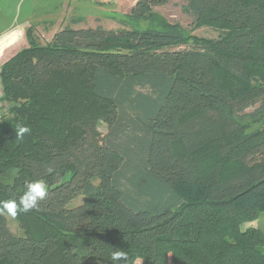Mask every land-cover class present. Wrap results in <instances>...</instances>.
<instances>
[{
  "label": "trees",
  "instance_id": "obj_1",
  "mask_svg": "<svg viewBox=\"0 0 264 264\" xmlns=\"http://www.w3.org/2000/svg\"><path fill=\"white\" fill-rule=\"evenodd\" d=\"M113 20L46 43L31 27L0 69V201L48 186L21 235L0 214V264H264V231L242 228L264 212V0Z\"/></svg>",
  "mask_w": 264,
  "mask_h": 264
},
{
  "label": "crops",
  "instance_id": "obj_2",
  "mask_svg": "<svg viewBox=\"0 0 264 264\" xmlns=\"http://www.w3.org/2000/svg\"><path fill=\"white\" fill-rule=\"evenodd\" d=\"M138 0H0V69L2 65L25 48L27 30L34 28L38 37L47 36L50 42L65 26L81 19L74 28H84L93 14L98 24L101 11L129 12ZM89 14V13H88ZM94 14H96L94 16ZM2 87L0 83V98Z\"/></svg>",
  "mask_w": 264,
  "mask_h": 264
},
{
  "label": "rangeland",
  "instance_id": "obj_3",
  "mask_svg": "<svg viewBox=\"0 0 264 264\" xmlns=\"http://www.w3.org/2000/svg\"><path fill=\"white\" fill-rule=\"evenodd\" d=\"M184 5L183 1H172L169 5L162 7L159 9V11L165 16L167 17L171 22L173 23H180L182 24L185 28H190L193 22V19L186 14L183 10H182V6ZM87 11V10H86ZM85 11V19L91 18L92 20L88 21V23L85 24V28L87 27H97L99 25L103 26L105 29L108 30H112V29H116L118 27V24L113 20V17L116 16L118 18H120L122 15L128 13V12H104L101 11L97 14V16L100 17L101 21L98 24L97 22H95V19H93V14L91 13V11L86 12ZM89 13V14H88ZM96 14H94L95 16ZM195 35L197 36H202V37H207V38H215L217 37L218 33L214 30H212L211 28H202L199 29L197 31L194 32ZM41 42L46 43V40L49 39L47 36H42L39 37ZM25 44L28 43L25 41ZM26 46V47H27ZM24 48H21V50ZM2 104L0 103V115L3 112V110L1 109ZM100 131L103 135L106 134L107 132V126L104 123H101L100 125ZM82 198L79 197L78 199L74 200L70 207H74L77 204H79L81 202ZM9 220V226L11 228V230L13 231L14 234L16 235H21L22 234V230L20 228V225L18 223V221L12 217H8ZM260 228L261 230L264 231V212H262L260 214V216L252 221V222H248L245 223L242 228L245 230L247 228ZM264 250V249H263Z\"/></svg>",
  "mask_w": 264,
  "mask_h": 264
},
{
  "label": "clouds",
  "instance_id": "obj_4",
  "mask_svg": "<svg viewBox=\"0 0 264 264\" xmlns=\"http://www.w3.org/2000/svg\"><path fill=\"white\" fill-rule=\"evenodd\" d=\"M30 129L26 126L18 128L16 135L23 137ZM53 168H48L47 173L52 174ZM48 186L44 180L26 181L25 191L23 195L16 199H7L0 201V214L6 213L12 218H16L20 212H29L39 208V201H42L48 194ZM111 259L115 264H121L127 260V254L123 251H115L112 253Z\"/></svg>",
  "mask_w": 264,
  "mask_h": 264
}]
</instances>
